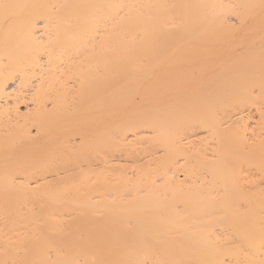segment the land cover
I'll use <instances>...</instances> for the list:
<instances>
[{
	"label": "bare ground",
	"instance_id": "bare-ground-1",
	"mask_svg": "<svg viewBox=\"0 0 264 264\" xmlns=\"http://www.w3.org/2000/svg\"><path fill=\"white\" fill-rule=\"evenodd\" d=\"M0 264H264V0H0Z\"/></svg>",
	"mask_w": 264,
	"mask_h": 264
},
{
	"label": "rangeland",
	"instance_id": "rangeland-1",
	"mask_svg": "<svg viewBox=\"0 0 264 264\" xmlns=\"http://www.w3.org/2000/svg\"><path fill=\"white\" fill-rule=\"evenodd\" d=\"M21 108L24 110V108H25L24 104H23V105H21Z\"/></svg>",
	"mask_w": 264,
	"mask_h": 264
}]
</instances>
